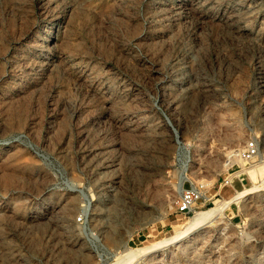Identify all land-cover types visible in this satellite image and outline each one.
I'll return each mask as SVG.
<instances>
[{
    "label": "rangeland",
    "instance_id": "rangeland-1",
    "mask_svg": "<svg viewBox=\"0 0 264 264\" xmlns=\"http://www.w3.org/2000/svg\"><path fill=\"white\" fill-rule=\"evenodd\" d=\"M263 176L264 0H0V264H264V183L167 240Z\"/></svg>",
    "mask_w": 264,
    "mask_h": 264
},
{
    "label": "built area",
    "instance_id": "built-area-1",
    "mask_svg": "<svg viewBox=\"0 0 264 264\" xmlns=\"http://www.w3.org/2000/svg\"><path fill=\"white\" fill-rule=\"evenodd\" d=\"M259 150L258 141L256 138L252 137L246 140L243 145L238 149V156L245 161H250L257 156ZM224 183L229 180L224 179ZM203 198L202 193L195 186L190 184L187 188L183 189L179 195L176 205V211L180 213H189L195 210V203L198 199ZM85 214L80 212L76 216L78 222H83L85 220Z\"/></svg>",
    "mask_w": 264,
    "mask_h": 264
},
{
    "label": "bare ground",
    "instance_id": "bare-ground-1",
    "mask_svg": "<svg viewBox=\"0 0 264 264\" xmlns=\"http://www.w3.org/2000/svg\"><path fill=\"white\" fill-rule=\"evenodd\" d=\"M258 156H261L260 152L257 153ZM261 161L263 159H260ZM264 177V176H263ZM264 183V178L256 185H253L251 187H246V188H243L242 190L240 191H237L235 194H233V196L223 202H219L213 206H210L208 208H205V209H202V210H199V211H196L194 213V216L192 217V219L186 224V227L185 229H181V230H178V231H175V233L173 235H171L170 237L167 238V240L169 239H175L176 237H178L182 232L196 226L197 224H200L201 222H203L204 220H207L209 219L213 214H216L218 213L223 207L224 205L230 201L231 199L233 198H236L238 196H241L249 191H251L252 189L256 188V187H259L261 186L262 184Z\"/></svg>",
    "mask_w": 264,
    "mask_h": 264
},
{
    "label": "crops",
    "instance_id": "crops-1",
    "mask_svg": "<svg viewBox=\"0 0 264 264\" xmlns=\"http://www.w3.org/2000/svg\"><path fill=\"white\" fill-rule=\"evenodd\" d=\"M243 185L244 184L241 181L235 180V179H232V180L228 181L227 183H224V181H221L217 185L216 189H214V192H213L212 195L220 194V192H223V193H232L237 188H240Z\"/></svg>",
    "mask_w": 264,
    "mask_h": 264
},
{
    "label": "water",
    "instance_id": "water-1",
    "mask_svg": "<svg viewBox=\"0 0 264 264\" xmlns=\"http://www.w3.org/2000/svg\"><path fill=\"white\" fill-rule=\"evenodd\" d=\"M82 194H83V197L87 200L88 198H87L86 194L83 191H82Z\"/></svg>",
    "mask_w": 264,
    "mask_h": 264
}]
</instances>
